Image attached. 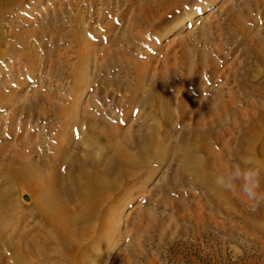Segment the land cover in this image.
I'll use <instances>...</instances> for the list:
<instances>
[{
	"label": "rangeland",
	"instance_id": "1",
	"mask_svg": "<svg viewBox=\"0 0 264 264\" xmlns=\"http://www.w3.org/2000/svg\"><path fill=\"white\" fill-rule=\"evenodd\" d=\"M258 1L26 0L5 9L0 13V28L6 40L0 45V101L14 96L19 102L17 110L0 102V147L9 144L6 152L26 153L47 173L54 166L57 148L69 134V116L64 108L75 104L78 112L87 110L98 116V105L123 118L124 100L127 107L137 105L122 122L133 149L136 133L142 140L151 124L155 125L154 135L163 137L159 115L165 106L160 101L159 107L155 104L159 94L151 97L154 105L149 108L130 103L131 91L139 87V80L133 66L117 65L118 57H130L144 67L150 61L143 82L158 87L156 71L166 63L171 65L165 55L176 52L179 56L184 46L194 57L197 50L209 53L211 48L223 47L225 60L213 55L207 59L221 69L224 65L237 68L241 77L247 68H255L256 58L249 45L251 36L263 40L264 9L255 8ZM8 2L0 0V6H8ZM228 9L240 13L238 19L250 33L229 24ZM243 9L253 10L249 16L257 25L244 19ZM31 48L40 53L39 59L26 54ZM177 62L179 68L174 76H184V89L192 97L196 98V94L191 83L197 80L201 84V114L206 111V99L217 101L214 91L219 90L223 93L221 98L227 99L231 87L236 92L243 85L238 78L229 76L228 69L220 79H209L207 71L192 79L191 65L182 66L180 57ZM79 72L84 73L86 81L83 78L74 88L71 82ZM170 78L173 76L164 84ZM260 80L264 83V73ZM166 88L175 95L176 102L182 90L168 85ZM235 101L238 108L247 110L251 109L246 105L249 101L264 104V98L246 92H240ZM173 111L164 141L165 159L151 161L136 174L127 187V197L116 193L101 199V210L90 222L92 231L82 236L81 244L71 251L72 262L63 253L62 257L56 254L39 258L28 252L23 256L24 264H264V204L253 210L241 191L240 180L231 190L214 184L216 175L235 165L255 166L260 174V191L264 192V141L256 145V154H248L240 147L239 138L233 140L223 124L215 128L213 138H207L204 147H195L191 130L179 121L177 109ZM71 135L67 142L70 152H74V143L81 134ZM190 152L202 160L196 166L199 173L205 174L206 163L216 164L217 168H207L213 178H200L194 165H182L180 154ZM246 160L251 164H245ZM13 197L15 209L26 216L6 226L0 222L3 234L16 239L23 220L33 225L31 231L45 234L48 227L36 212L29 191L15 185ZM75 203L77 200L66 202L71 211ZM0 264H16L11 251H0Z\"/></svg>",
	"mask_w": 264,
	"mask_h": 264
},
{
	"label": "bare ground",
	"instance_id": "2",
	"mask_svg": "<svg viewBox=\"0 0 264 264\" xmlns=\"http://www.w3.org/2000/svg\"><path fill=\"white\" fill-rule=\"evenodd\" d=\"M23 1L26 0H9L8 6H0V13L5 9L21 5ZM254 6L255 8L262 7L264 9V0H259ZM244 8L246 7L244 6ZM250 11L253 12L252 9ZM250 11L243 9L241 13L245 20L257 25V21H252L249 16ZM227 12L226 16L229 24L234 27L240 26L245 31L251 32L238 19L240 16L239 12H235L233 9H228ZM262 31L264 32V30ZM3 33L4 30L0 28V45L6 41L5 36L2 35ZM249 42L256 58L255 68H247L241 77L239 76L241 73L237 68L229 69V67L224 65L221 69L216 66L213 60L207 59L208 55H213L225 60L223 47L218 49L210 47L209 53L204 50H197L194 57L190 53V49L184 46L181 48L179 56L176 52L172 55L165 53L167 54L165 58L171 61V65L166 63L161 67V70L156 71L158 87L152 86V84L147 85L143 82L150 67V61L144 67L130 57L122 55L118 57L117 65L121 67L124 64L127 67L133 66L139 80V87L131 91L130 98L132 101L130 103L141 104L149 108L154 105L150 101L151 97L159 94L160 98L159 100L156 98L155 104L159 107L158 102L160 101L165 106L164 110L161 107L162 110L159 115L161 121H163L162 129H160L163 137L159 138L154 135L155 125L151 124L149 133L145 134L142 140H140V133H136L135 136L138 139H134L135 148L133 149L132 140L126 133L127 129H123L122 124L125 123V118L132 114L137 105L127 107L125 105L127 100L123 99V105L125 106L122 113L123 118H117L115 114L103 111L98 105L95 107V111L100 113L98 116H94L87 110L78 112L75 104L71 105V108H64V113L69 116V120L66 121L69 127L68 137H72V133H80L79 144L78 142L74 143L76 145L74 152H70V142H67L68 137H66L65 143L60 148H57V155L55 153L53 161L54 166L47 173L42 172L36 161H31L26 156V153L24 155L14 150L6 152L9 144L7 147H0V222L6 226L10 222L26 216L24 213H20V210L17 211L15 209L16 203L13 201L15 185H21L33 197L34 208L42 217L43 224L48 227L45 234L31 231L30 227L33 225H30L29 221L23 220L20 230L15 235L17 238L14 239L10 234L4 235V229L2 231L0 226V251H11L16 264H24L23 256L28 252L40 256L39 258L56 254H60L62 257L63 253L67 261L71 260L72 262L74 256L71 255V251L73 247L81 244L82 236L85 235L86 237L90 230L92 231L93 226L90 222L101 210V199L109 198L116 193L127 197L129 192L127 187L130 184L129 182L135 179L136 174L145 169L151 161L165 159L162 156L165 149L164 141L167 138V126L171 124L174 117L173 108L177 109L179 121L183 123L185 128L188 127L191 130L190 139L195 147H204L206 139L213 138L215 128L225 124L227 125V133L231 134L230 137L234 136V138L232 137L233 140L239 138L240 141L238 143H241L242 146L240 145V147L245 152L256 154V145L264 141V104L258 101H249L246 105L251 109L247 110L238 108L235 101L239 97L240 92L264 98V83L260 80L264 73V33L263 40L256 35H252ZM176 43L177 41L173 44ZM82 46L86 48L84 44ZM171 49L170 45L166 51L170 52ZM35 51L36 49L31 48L26 54L30 57L37 56L39 59L40 53ZM81 52L83 55L86 53L85 51ZM179 57L182 66L189 68V65H191L190 73L193 75L192 79L201 77L204 71L208 72L209 79H220L223 76V71L228 69L229 76L238 78L237 80L242 82L243 85H239L236 92L234 91L235 88L231 87L226 94L227 99L221 98L223 93H220L219 90L214 91L215 98H218L217 101L211 98L206 99V111L201 114L199 101L203 89L200 88L201 84L199 81L195 80L194 84L191 83V87H193L196 94V98H194L184 89V76L182 74L174 76V72L179 68L177 64ZM191 60L192 64H190ZM153 76L154 73H151V77ZM172 76L174 79L170 78L168 79L169 83L164 84L167 78ZM83 78L85 79L83 72L77 73L72 79V86L75 88L80 85V82L84 80ZM176 78L179 81H176ZM166 85L175 86L179 91L182 90V94H178L176 102L174 101L175 95H171L170 91L167 92ZM244 85L246 89L243 88ZM160 90L161 92H159ZM141 93L143 95L139 98L138 96ZM7 97L5 96V100L0 102L8 104L10 108L17 110L16 104H18L19 98L14 96H9L11 98ZM144 98H147L146 102L145 100L141 101ZM61 108L63 109V107ZM228 118L231 120L228 121ZM11 119L12 117H8V120ZM8 127L7 132L10 135V123ZM240 135L242 138H240ZM180 157L184 162L182 165H194V171L200 178L203 175L204 179L213 178L208 174L207 168H217L216 164L206 163L204 167L206 170L205 174H202L196 169L197 165L202 164V160L198 156L190 152L180 154ZM208 157L207 154L206 158ZM261 158L263 159V157ZM57 165H59L58 170ZM261 165H264L263 160H261ZM181 170H184V168L181 167ZM2 184L3 187L1 186ZM67 200H77L72 211L66 204Z\"/></svg>",
	"mask_w": 264,
	"mask_h": 264
},
{
	"label": "clouds",
	"instance_id": "3",
	"mask_svg": "<svg viewBox=\"0 0 264 264\" xmlns=\"http://www.w3.org/2000/svg\"><path fill=\"white\" fill-rule=\"evenodd\" d=\"M245 164H251L245 161ZM259 170L255 166L241 168L235 165L230 171L216 175L214 184L217 188L231 190L237 180H240L241 191L254 210L264 204V192L260 191Z\"/></svg>",
	"mask_w": 264,
	"mask_h": 264
}]
</instances>
